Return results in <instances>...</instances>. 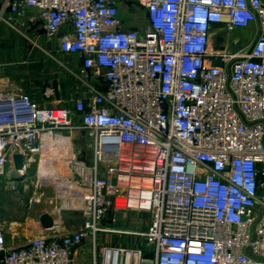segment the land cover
Segmentation results:
<instances>
[{"label": "built area", "instance_id": "obj_1", "mask_svg": "<svg viewBox=\"0 0 264 264\" xmlns=\"http://www.w3.org/2000/svg\"><path fill=\"white\" fill-rule=\"evenodd\" d=\"M139 2L135 27L120 0H0V21L39 29L79 81L44 102L0 89V187L62 154L83 221L17 243L0 218V264H79L85 244L86 264H264V0ZM219 27L253 37L230 45ZM119 211L148 227H116Z\"/></svg>", "mask_w": 264, "mask_h": 264}, {"label": "crops", "instance_id": "obj_2", "mask_svg": "<svg viewBox=\"0 0 264 264\" xmlns=\"http://www.w3.org/2000/svg\"><path fill=\"white\" fill-rule=\"evenodd\" d=\"M120 10L122 18L128 21L131 26L135 27L143 21L145 16V9L139 0H120ZM28 13L29 15H34L37 12L34 9H30ZM26 31L30 32L33 38L31 39L28 37L27 40L30 41L24 39L21 42V31L15 30L4 21H0V89L29 92L37 102H44L47 99L45 92L48 89L56 90V96L58 97L65 96L74 90L75 85L79 83L78 79L65 71L63 66L59 63L61 60L65 64H68L66 62L68 56L60 55L59 61L56 60V57L54 59L48 52L51 50V52L57 55L54 50L56 46L52 43H47L39 29L27 26ZM219 31L221 34V32L225 31V28L219 27L218 32ZM241 38L235 39V43L237 44L240 42ZM36 39L39 40V46L33 43V40ZM75 59L77 60V58ZM74 69L77 70V66H75ZM26 179H28V176ZM57 179L58 183L62 184L59 178ZM24 181L17 182L14 188H4V191L12 190L13 194H18L20 190L23 189L22 185H27ZM62 186L63 185H61V187ZM26 188L31 189L28 186H26ZM32 190L39 192V196L37 194L33 195V197H37L36 202L44 201L41 203L42 206L39 210H37V220H29L28 227L17 228L14 232L11 231V229H13L11 225L15 222L12 220H9L10 222L5 220L7 222V233L10 241L18 243L48 233L49 230L44 228L40 221V217L44 213H49L53 217L55 224L61 225L62 231L72 232L81 228L83 225L82 219L77 215V212L74 213L70 204L66 202V199L64 201L63 194L59 196L60 198H57L56 193L58 190L44 189L43 185L40 183L34 184ZM32 190H30V192ZM41 195L45 197L44 200H42L43 197ZM62 200L63 204H61ZM1 208H5V203L4 201L2 202V200ZM139 214L145 216V220L139 225L140 228L142 227L145 229L148 227V215L143 212L133 211L127 215L126 220L117 221L115 225L119 224L124 227L126 225L129 226V224L134 225L136 221L133 220L129 222V218L131 215ZM103 238L106 240L108 235L103 236ZM87 248V244L80 246L76 256L78 254V258H80L82 256L81 252L85 251Z\"/></svg>", "mask_w": 264, "mask_h": 264}, {"label": "rangeland", "instance_id": "obj_3", "mask_svg": "<svg viewBox=\"0 0 264 264\" xmlns=\"http://www.w3.org/2000/svg\"><path fill=\"white\" fill-rule=\"evenodd\" d=\"M26 28L27 27L22 28V31H21L22 35H20L21 42L24 39L27 40L28 37L31 39L33 38L31 37L32 34L26 31ZM221 34L223 35L224 40L227 39L230 41V45L234 43L235 39H238V38L240 39L241 37H244V42H245L246 39H251L253 37V32L251 30H245V29H238L233 34L231 33L228 34L227 31L225 30L221 32ZM27 41H30V40H27ZM49 53L53 55L54 57H56L57 60L59 61L60 55L58 54L54 55V52H51V50ZM61 62L64 63L63 61ZM66 62L68 63L67 65H69L73 63V60L72 58L67 57ZM63 68L65 71H67L65 67ZM73 137H74V140H73L74 141L73 142L74 151L80 152L79 156L81 159H85L88 162H92L93 160V154H92L93 139L92 137L87 132H75L73 134ZM43 159H44V163L48 164V167H49L48 170H45L44 171L45 174H42L40 173L38 169V162L34 164L32 169L29 170L28 179L24 181L27 185L25 184L22 185L23 189L20 190V193L13 194L12 190L4 191V187L2 186L0 187V218L7 220V221L12 220L15 222L13 225H11V227L13 228L11 229L12 232H14V230H17V228L28 227V221L31 219L37 220V210H39V208L42 206L41 203L44 201H41V202L38 201L40 202L38 203L36 202L37 197L35 196L33 197V195L35 194L38 195L39 193L38 191L32 190V188L34 187V184L40 183L43 185L44 189L47 188L51 190H58L57 191L58 194L56 193L57 198H60L59 196H62L63 194L64 201L65 199H67L68 184L70 183V181H74V180L72 179V171H71L70 166H68L67 164L65 156L60 154L56 158L50 157V159H48L46 157ZM57 178H59V181L62 182V184L58 183ZM19 182H23V181H19ZM61 185L63 186L61 187ZM26 186L30 187L31 189H27ZM30 190L32 191L30 192ZM48 194H49V191H48ZM41 196L43 197L42 200H44L45 197L43 195ZM1 200L2 202L4 201L5 203L4 209L1 208ZM38 200H41V199H38ZM61 204H63V200ZM133 220L136 221L135 222V224L137 223L136 226L135 224L134 225L129 224V226L126 225L125 227L119 224L115 226L120 227V228H130L134 230L143 229L142 227L140 228L139 225L141 222L145 220L144 215H141V214L131 215V217L129 218V222ZM113 239H114L113 236L109 235L108 238H106L105 242L108 244H111L113 243L112 242ZM26 241L27 240H24L22 241V243ZM86 250H85L86 252L84 253V255L78 258L77 262L79 264L89 263L88 261H90L91 258L88 257V255H90L91 251H90V248H87Z\"/></svg>", "mask_w": 264, "mask_h": 264}, {"label": "water", "instance_id": "obj_4", "mask_svg": "<svg viewBox=\"0 0 264 264\" xmlns=\"http://www.w3.org/2000/svg\"><path fill=\"white\" fill-rule=\"evenodd\" d=\"M17 167L18 168H22L23 167L22 161H17ZM129 214L130 213L128 212L127 215H129ZM124 215L125 214H124L123 211H119V212H116L115 218L117 220H123L124 219ZM40 221H41V224L43 225L44 228H50L53 225H55L53 217L49 213L42 214L41 217H40Z\"/></svg>", "mask_w": 264, "mask_h": 264}, {"label": "bare ground", "instance_id": "obj_5", "mask_svg": "<svg viewBox=\"0 0 264 264\" xmlns=\"http://www.w3.org/2000/svg\"><path fill=\"white\" fill-rule=\"evenodd\" d=\"M43 163H44V161H43Z\"/></svg>", "mask_w": 264, "mask_h": 264}]
</instances>
